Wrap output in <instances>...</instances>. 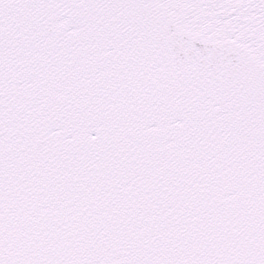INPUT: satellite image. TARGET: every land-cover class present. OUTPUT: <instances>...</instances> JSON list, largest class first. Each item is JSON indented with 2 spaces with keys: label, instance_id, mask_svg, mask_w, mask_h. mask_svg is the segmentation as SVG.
<instances>
[{
  "label": "snow or ice",
  "instance_id": "1",
  "mask_svg": "<svg viewBox=\"0 0 264 264\" xmlns=\"http://www.w3.org/2000/svg\"><path fill=\"white\" fill-rule=\"evenodd\" d=\"M0 264H264V0H0Z\"/></svg>",
  "mask_w": 264,
  "mask_h": 264
}]
</instances>
